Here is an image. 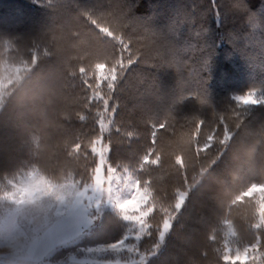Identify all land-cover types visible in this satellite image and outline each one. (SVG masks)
Listing matches in <instances>:
<instances>
[{
    "label": "trees",
    "instance_id": "obj_1",
    "mask_svg": "<svg viewBox=\"0 0 264 264\" xmlns=\"http://www.w3.org/2000/svg\"><path fill=\"white\" fill-rule=\"evenodd\" d=\"M126 2L133 6L131 15L150 27L121 20L125 0H54V7L47 0H0V79L17 67L23 77L5 89L9 94L0 102V190L11 191L12 183H19L31 172L47 178L69 198L89 183L86 165L94 160L88 149L93 147L92 128L98 133V125L89 119L85 127L77 119L83 96L77 69L95 64L100 73L110 48L107 38L96 33L99 29L80 19V12L90 10L102 26L121 24L122 34L130 38L132 51L139 57L128 68L116 93L119 108L115 119L122 132L116 133L110 125L104 133V140L110 137L112 141L113 163L135 164L147 143L148 124L155 120H170L174 139L189 134L203 142L207 135L220 132V121L229 118L233 139L219 151L202 156L195 169L189 168L195 184L206 170L207 175L188 197L165 247L150 263L219 264L227 231L222 222H231L233 242L243 247L253 239L250 224L256 202L264 201V104L241 107L244 118L239 128L232 112L237 107L235 96L252 88L264 95V26L247 23L248 16L264 22V0H246L247 16L227 11L230 0H220L219 19L214 17L209 0ZM169 25L175 26V36L163 34ZM189 27L195 29L194 34L179 35ZM201 30L204 34L197 37L196 32ZM207 46L214 51L207 71L202 73L205 91H201L197 87L198 73ZM21 82L30 93L29 106L23 112L11 103ZM197 92H201L198 99ZM37 111L40 116L35 115ZM200 120L205 123L196 135L195 125ZM124 131L136 135L128 138ZM187 148L183 146L191 164ZM170 160L166 157L164 166L153 173L154 193L162 204L169 203L176 189L183 187L178 174L168 167ZM73 166L82 171L80 184L72 179L57 183L53 177L70 173ZM242 193L251 199L234 205ZM14 206V202L0 199V223ZM25 211H29L27 206L23 207ZM98 225L86 237L56 248L48 257L51 264H69L62 260L81 254L94 239L118 241L128 230L127 222L111 207L101 214ZM145 239L149 243L141 241V248L151 246L153 238Z\"/></svg>",
    "mask_w": 264,
    "mask_h": 264
},
{
    "label": "snow or ice",
    "instance_id": "obj_2",
    "mask_svg": "<svg viewBox=\"0 0 264 264\" xmlns=\"http://www.w3.org/2000/svg\"><path fill=\"white\" fill-rule=\"evenodd\" d=\"M50 6L54 7V0H47ZM211 11L215 18L219 19L222 15V3L220 0H209ZM132 5L125 3L121 9V20H130L134 25L150 27L146 21L140 20L131 15ZM227 11L232 13H243L248 15L246 0H230ZM80 19L87 25H94L96 29L110 44L109 55L104 62V72L100 74L95 64L91 68L80 65L77 69L82 96V110L77 113V119L81 125L87 127L86 121L91 119L98 125V133L92 128L94 136L91 139L93 147L88 149L93 154V170L90 174V181L85 191L87 206L95 207L98 211L105 202L111 203L120 213L123 221L127 222V234L120 240L97 249L99 253H116L118 258L110 261L109 264H144L146 257L151 252L156 251L164 241L167 234L172 230L176 221V216L186 204L196 186L193 177L189 175V168L195 169V165L201 160L202 156L206 158L212 151H219L220 146L227 145L234 137L235 132L229 118L222 119L223 125L220 132H213L207 135L203 142L193 139L191 135L184 134L178 139H174L175 128L167 118L155 120L148 124V138L144 145V150L139 155L138 160L132 162L117 161L113 163L110 159L112 151V141L109 137L104 143V133L112 125L116 133H121L122 129L117 125L115 116L118 112L116 93L120 89L121 82L128 70L134 63L138 62L139 57L132 51L131 45L126 36L121 32V24L115 26H102L99 18L90 10L80 12ZM247 23L264 26V22L258 21L254 16H248ZM171 33L175 36V26L169 25L163 34ZM204 34V30L196 32L199 37ZM179 44L178 40L175 41ZM207 52L203 55L202 67L198 73L197 87L204 90V81L202 73L206 72L209 66L210 57L213 55V48L207 46ZM138 51V50H137ZM204 49L201 52L204 53ZM129 54L125 57L124 53ZM21 68L17 67L11 72L5 73L3 79H0V102L9 93L5 91L13 81H20L23 77L20 75ZM24 71H30L24 68ZM201 92H197L195 98H199ZM236 108L232 109L235 114L236 128L243 124L244 113L241 107L257 106L264 104V95H258L257 89L252 88L241 95L234 97ZM107 121V123H106ZM205 123L200 120L195 125V134L201 132L200 125ZM123 135L132 138L136 133L133 131H124ZM101 145L100 147H97ZM187 145V150L191 153V164L189 159H185L183 146ZM77 148L82 145H77ZM171 157L168 167L172 168L178 175V181L182 182L183 187L177 188L173 194V199L167 203H159L154 193V172L159 171L164 166L166 157ZM121 189L127 191L128 195L121 197ZM83 195V194H82ZM253 195L255 193L253 192ZM44 197H55L62 205V208L69 205L73 200H66L60 194L58 187L41 176L38 172L28 173L22 177L19 183H12L11 191L0 190V199L14 202L17 212L23 206L35 205ZM166 199V194H165ZM251 199L250 196L242 193L237 197L233 204L242 203L244 200ZM76 203H82L81 199L75 200ZM61 212H57V216ZM227 229L224 232L225 246L224 253L220 257L222 264H264V201H257L253 213V222L250 224L253 230V239L246 242L243 247L239 245L231 246V240L235 236V230L231 222L225 220L222 222ZM45 232V231H44ZM44 234V233H43ZM42 236L36 235L27 244L26 248L16 249L13 255L21 253L36 261L41 244ZM153 238L151 246L141 250V241L146 244ZM210 240H214L212 235ZM134 241V242H133ZM135 254L139 257L129 259L128 254ZM202 255L207 256L206 252Z\"/></svg>",
    "mask_w": 264,
    "mask_h": 264
},
{
    "label": "rangeland",
    "instance_id": "obj_3",
    "mask_svg": "<svg viewBox=\"0 0 264 264\" xmlns=\"http://www.w3.org/2000/svg\"><path fill=\"white\" fill-rule=\"evenodd\" d=\"M221 22L218 25V28L220 27ZM190 29H184L185 33H182V31L179 32V35L184 36L186 34H194L192 30H195L192 27H189ZM37 59V57H35ZM24 64L28 65L29 68H33L32 65H30L28 62H24ZM104 67L101 69L100 74H103ZM107 123V121H106ZM106 142L105 140L102 141V143ZM101 145H98L97 147H100ZM60 187H63V185ZM86 187H83L79 189L75 195L78 199H81L82 203H76L75 201H72L69 205L60 208L59 211L61 212V215L55 216L57 219H52L50 223L47 224L46 230L50 227L56 226V225H65L73 230H76V228L79 225H82L84 223H87V227H85L81 232L78 233V237L74 239V241L70 242L73 243L75 241H78L79 239H82L89 235L92 231H94L99 225V221L101 220V214L104 212V210L108 207L115 208L111 203H108L105 199V202L101 205L100 209L97 211L96 208L88 207L86 196L89 194L85 191ZM60 194L62 195V190L60 191ZM83 194V195H82ZM121 196L125 195L127 196V192L120 193ZM64 199L69 198L68 195L64 196ZM55 201H58L57 199ZM17 205L12 208V210L9 212V214L3 218V220L0 223V234L3 233H10L11 235H15L16 232L19 231V219L23 217L26 214L25 212H22L23 207L19 212H17ZM54 220V221H53ZM95 221V222H94ZM87 228V229H86ZM86 229V230H85ZM45 230V231H46ZM171 233V232H170ZM169 233V234H170ZM165 237L164 241L161 243L160 247L154 251L151 252L148 257H146L144 264H150L152 260L157 258L159 256V253L162 251V249L165 247V243L167 241L168 235ZM190 239H193V237H190ZM236 241L234 239L231 240V246H235L234 242ZM115 241H110L104 243L103 241H96L94 239L89 244H86L85 247L81 250V254H73L71 255L67 260H62V262H68L69 264H109L110 261H113L114 259L118 258V254L106 252V253H99L96 252L95 249L107 245L109 243H113ZM134 242V241H133ZM69 243V244H70ZM225 246V242H224ZM143 251L144 248H141ZM224 253V247L222 251V255ZM52 255V253L50 254ZM45 256L43 258H40L39 255L37 256V259L35 261V264H51L49 261V256ZM129 259H136L138 260L139 257L133 254H128ZM22 259L21 255H10L6 261L0 262L2 264H18L19 260Z\"/></svg>",
    "mask_w": 264,
    "mask_h": 264
},
{
    "label": "clouds",
    "instance_id": "obj_4",
    "mask_svg": "<svg viewBox=\"0 0 264 264\" xmlns=\"http://www.w3.org/2000/svg\"><path fill=\"white\" fill-rule=\"evenodd\" d=\"M29 100L30 93L24 87L23 82H21L11 96V103L17 111L23 112L28 108ZM35 115L40 116L41 114L37 111ZM184 155L185 159H187V154L184 153ZM73 160H75V156L73 157ZM86 168L90 181V174L93 170V164L89 162L86 165ZM207 171L208 170L205 171L204 176L207 175ZM81 175V169L79 167L73 166L70 173H61L54 176L53 178L57 181V183H61L67 179H72L77 185H79L81 181L78 179V177ZM204 176L201 177L200 181L194 187V190L199 186L200 183H203ZM87 186L88 184L85 185V187ZM77 199V197L73 196L71 198H67L66 200L75 201ZM27 207L29 211L19 220V231L16 232L15 235H11L10 233L0 234V262L6 261L16 249L26 248L27 244L34 236L43 235L47 224L52 219H54L59 209L62 208V205L59 201H55L53 198L44 197L37 204L29 205ZM179 214L176 216V219L178 218ZM20 255L22 259L19 260L18 264H35V261L32 258H29L26 254L21 253ZM219 264H222L221 258H219Z\"/></svg>",
    "mask_w": 264,
    "mask_h": 264
},
{
    "label": "crops",
    "instance_id": "obj_5",
    "mask_svg": "<svg viewBox=\"0 0 264 264\" xmlns=\"http://www.w3.org/2000/svg\"><path fill=\"white\" fill-rule=\"evenodd\" d=\"M87 225V223L79 225L76 230H73L63 224L50 227L44 232L42 236V244L38 253L39 257L43 258L48 256L56 248L76 239L78 237V233L87 227Z\"/></svg>",
    "mask_w": 264,
    "mask_h": 264
}]
</instances>
